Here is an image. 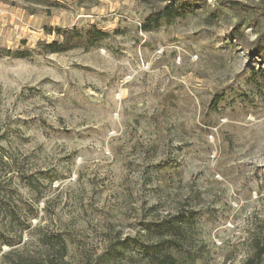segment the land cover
I'll return each mask as SVG.
<instances>
[{"label": "rangeland", "instance_id": "374dc122", "mask_svg": "<svg viewBox=\"0 0 264 264\" xmlns=\"http://www.w3.org/2000/svg\"><path fill=\"white\" fill-rule=\"evenodd\" d=\"M177 2L0 0V49L31 52L0 54V178L21 220L39 215L16 248L39 251L41 227L63 234L68 264H148L153 248L244 264L264 223V76L247 49L257 27L220 4L264 12V0L189 2L187 16L141 29ZM92 26L110 36L39 47L62 40L56 28Z\"/></svg>", "mask_w": 264, "mask_h": 264}, {"label": "trees", "instance_id": "16d2710c", "mask_svg": "<svg viewBox=\"0 0 264 264\" xmlns=\"http://www.w3.org/2000/svg\"><path fill=\"white\" fill-rule=\"evenodd\" d=\"M177 1L178 2L174 5L166 6L157 12L151 13L148 18L143 21L141 29L145 32H149L159 28L163 24H169L177 18H183L187 16L190 11L189 2H200L202 0H184L186 2H181L182 0ZM203 3H205V0H203ZM220 5L232 12L235 18L240 19L241 22H244L248 26L252 25L257 27L255 32L257 34V39L249 44L247 49L250 56L259 62L258 73L264 76V29L259 25L264 21V12H257V8L249 7L240 2H224ZM258 27L260 29H258ZM234 31L235 33H233V35L236 40H245L244 28H242V30L235 29ZM54 32H56L62 40H55L51 44H40L39 47L45 54L68 52L78 47L95 44L110 36L108 32L102 31L95 26L84 30L77 28L68 30L56 28ZM2 53H6V55L17 59L27 58L31 55L29 51L0 49V54ZM7 165L6 155L4 153L0 154V173L2 168ZM27 178L30 179L29 177ZM6 181L7 180L0 181V216H3L0 218V264H68V244L63 234H54L41 227L34 228L35 243L39 251H30L27 241L24 242L22 247L16 248L18 244H22L23 234L32 227L30 224H27V222L38 219L39 215L38 213L32 214L26 222L19 218V214L23 212V209L19 204L14 203V201L11 202V198L8 195L9 185H7L8 183H6ZM29 185H33V183L30 182ZM9 218H11L10 221L13 224V221H16V228L11 233L19 232V243L13 242V238L9 236L11 233L4 229V220ZM163 230L164 229H158V231ZM250 243L251 250L244 264H264V223L252 231ZM3 246H8L10 250L3 253ZM148 255L150 256L148 264H180L179 260L172 253L164 249L153 248Z\"/></svg>", "mask_w": 264, "mask_h": 264}]
</instances>
